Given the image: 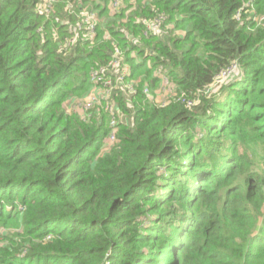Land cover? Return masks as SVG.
Masks as SVG:
<instances>
[{
  "label": "trees",
  "instance_id": "16d2710c",
  "mask_svg": "<svg viewBox=\"0 0 264 264\" xmlns=\"http://www.w3.org/2000/svg\"><path fill=\"white\" fill-rule=\"evenodd\" d=\"M119 1L110 14L112 0H56L46 17L41 0H0V228L21 229L0 264H264V28L246 8L235 18L243 0ZM66 5L97 11L137 85L130 107L117 96L103 155L106 116L81 123L62 105L110 44L59 51ZM156 15L157 35L133 22ZM232 63L240 75L214 92ZM159 67L185 102L146 99Z\"/></svg>",
  "mask_w": 264,
  "mask_h": 264
},
{
  "label": "rangeland",
  "instance_id": "374dc122",
  "mask_svg": "<svg viewBox=\"0 0 264 264\" xmlns=\"http://www.w3.org/2000/svg\"><path fill=\"white\" fill-rule=\"evenodd\" d=\"M39 8L41 10L43 7L40 6ZM109 8H110V6H109ZM53 9H54V5L52 6V9L49 12V14L48 15H43V16L48 17L51 14V12L53 11ZM65 11H66V14L71 17V19H76V20L71 25L69 23H67L66 20L63 22L64 28H65V34L63 35V37L61 39H59V43H58L59 51L63 52L70 45H73L74 43L81 44V43H85V42L86 43L83 46H85V47H87V49L91 50L96 45V43H98V42L103 43L104 42V43L110 44V48H109L110 58L112 56L113 51L115 53H118V55H120L122 53V55L124 57L123 64H125V65H127L129 67L128 63L126 62L124 50H122V46H120L118 41H115L107 31L102 32L101 35H99V33L97 34L98 27L100 26V24H103V21H104V19H101V20L99 19L97 11H94L92 9V7L88 6V5L81 6V8L79 10L72 9L71 6H67L66 5ZM117 11H114L113 9L110 8L109 13L110 14H114ZM132 11H133V8L129 9V11H127L126 13H130ZM82 12L91 13V14L95 15V27H94V29L92 31H89L87 26L85 25L84 17L81 15ZM148 19H151V18H146L145 19V18L136 17V18H134L133 22L135 24H140L141 23V25H142V24H144L143 20H148ZM142 27H143V25H142ZM166 28H168L169 30L172 29V24H167ZM168 29H165V32L168 31ZM40 30L41 29H39V32H40ZM121 31H122V33L124 35L123 37L127 36L128 39H130V40H132L131 39L132 37H134V38H139L140 37V35L138 37H136L137 35L136 36L128 35L126 33V29H124V28L121 29ZM172 34L182 36L184 33L181 30H174V32H172ZM53 36H54L55 39L57 38V34L55 32H54ZM133 41L137 42V39L133 40ZM135 55H136L135 52L131 53V57L132 56L135 57ZM110 58H108L106 60V62L103 63V64L102 63H96L91 68V70L89 72V82H90V84L92 83L91 73L94 70H96L99 66H103L106 63H108L111 60ZM148 65H149V63H148ZM123 68L124 67H122L121 64H119L117 72L120 73V71ZM129 69H130V67H129ZM157 70H158V68H156L154 72L156 73V77L158 78ZM239 75L240 74L238 72L235 73L234 78L238 77ZM115 77L116 76L112 73L106 79H104L103 82L108 83L109 86H110L111 83L114 82ZM134 82H135V80H134ZM169 82L172 83L170 80H169ZM172 85L174 86L173 83H172ZM90 87H91V85H90ZM136 87H137V85H136ZM169 87H171V86L170 85L164 86V85H161V84L158 83V85H157V87L155 89L153 88V89H151V91L147 90L148 96L151 97V98L147 97L145 94L144 95H145L146 99L149 102H152L157 107L164 108V107H167L169 104L175 102V101L169 100L170 95H171L170 91H169ZM217 87L218 86H216V88H214V92L219 89ZM102 90L103 91L104 90H108V88L107 89H102ZM89 93L90 92L88 91L86 94H84L83 97L79 96V97H72V98L67 99L66 102L63 103L62 107L65 109L67 114L73 116L74 118H76L81 123L91 122V121H93V119H95L97 117V115H100V113H102V114H104L106 116L107 125L110 126V124L112 122V118H111V116H109L106 113V111H107V103L104 100H102L100 102V104L98 106H96V107L92 106V105H89V103H88V100H89V97H90ZM117 96H121L122 97V95H119L116 92L112 91L111 92V96L107 100V102L108 103H115L117 101V98H118ZM84 101H85V103H84ZM125 102H126L127 107L131 106L130 99L126 98ZM118 111H121V114L118 116V119H117L116 123H119L120 121H123V116H125V114L122 113V110L119 107H118ZM119 129H120L119 127H115L114 135H109V136L107 135V137H108V139L110 140L111 143L109 142V143L106 144L105 140H104V144L102 145V148H103L102 149V153H101L102 155L105 153V150H108L115 143H117L116 137H117V135L119 133ZM111 136H115V139L112 140ZM19 233H21V229H15V228H10V227H8V228L1 227L0 228V247H10V246H13V245L14 246H19L20 245V240H21V237L19 236ZM9 238L11 239V242H9Z\"/></svg>",
  "mask_w": 264,
  "mask_h": 264
},
{
  "label": "built area",
  "instance_id": "2783aa9c",
  "mask_svg": "<svg viewBox=\"0 0 264 264\" xmlns=\"http://www.w3.org/2000/svg\"><path fill=\"white\" fill-rule=\"evenodd\" d=\"M56 0H41V3L38 6L39 13L41 15H48L49 12L52 9V6L55 4ZM253 0H243V6L241 9L236 13L235 18L239 21L240 19V11L246 8L249 13L253 15L252 20L253 22L259 26L264 28V14H256L253 9ZM40 6L43 8L40 10ZM110 8L114 11L119 10L120 8V1L119 0H112L110 3ZM81 15L84 17L85 25L87 26L89 31H92L95 27V15L91 13H85L82 12ZM143 30L144 35L146 36H152L157 35L162 31V28L165 27V17L163 15H156L155 17L143 20ZM136 41H134L135 43ZM111 60L106 63L103 66H99L96 70H94L91 73V87L89 90V105L92 106H98L102 100H104L107 103V111L106 113L111 116L112 122L110 126L108 125V136L114 135L115 127H117V119L118 116L121 114L120 111H118V107L116 102L115 103H108L107 100L111 96V92L114 91L116 93H121L122 97L131 99L135 93H136V84L135 82L130 78V69L127 65L123 64L124 57L122 53L118 55V53H115L113 51L112 56L110 58ZM121 64L122 67H124L120 73H118V65ZM240 74L239 68L235 63H232L229 67H227L225 70H223L220 73V76L216 79L215 84L219 86L223 82L227 81L228 79L234 78L235 73L237 72ZM114 74L115 80L111 85L109 86L108 83L103 82L104 79H106L109 75ZM158 78L160 79L159 84L161 85H170L169 91H170V98L171 101H180L185 102L184 93L178 94L175 90L176 88L172 85V83L169 82V79L162 73L161 68L159 67L157 70ZM109 86V87H108ZM108 90H102L107 89ZM143 93L148 96L147 89L144 87ZM85 98V97H84ZM151 98V97H149ZM86 101V100H85ZM84 101V103H85ZM190 103H188L186 106H188ZM127 106V105H126ZM129 107V106H128ZM86 113V112H85ZM112 140L115 139V136H111ZM110 140L108 137L105 139V143H109ZM111 143V142H110Z\"/></svg>",
  "mask_w": 264,
  "mask_h": 264
}]
</instances>
